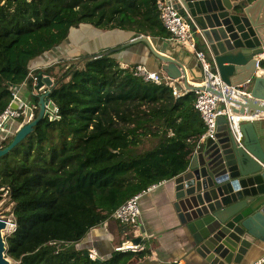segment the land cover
Instances as JSON below:
<instances>
[{"label": "trees", "instance_id": "obj_1", "mask_svg": "<svg viewBox=\"0 0 264 264\" xmlns=\"http://www.w3.org/2000/svg\"><path fill=\"white\" fill-rule=\"evenodd\" d=\"M156 3L0 0V114L22 83L36 114L31 75L37 72L52 78L48 97L56 107L54 117L44 116L0 157V193L7 191L15 223L5 237L11 264H129L146 255L144 249L113 250L97 260L75 243L129 197L187 168L204 132L194 91L175 96L166 81L155 84L136 74L137 64L122 66L116 52L84 54L78 64L63 60L32 71L30 63L79 24L167 37ZM23 123L11 118L7 125ZM9 136L1 138L0 147ZM147 138L156 139L154 146L137 152Z\"/></svg>", "mask_w": 264, "mask_h": 264}, {"label": "water", "instance_id": "obj_2", "mask_svg": "<svg viewBox=\"0 0 264 264\" xmlns=\"http://www.w3.org/2000/svg\"><path fill=\"white\" fill-rule=\"evenodd\" d=\"M170 2L198 32L219 79L229 86L243 85L249 93L238 99L229 94L224 98L234 104L233 113L254 118L241 122L235 133L227 119L219 116L214 138L198 142L187 168L172 178V207L190 234L195 253L206 264H241L249 251L264 244V74L256 68L255 58L264 55V0ZM135 43L146 45L176 91L184 87L222 96L209 84L201 85L204 73L194 54L164 37L137 35L87 57L119 52ZM83 59L77 58L76 64ZM52 84L48 75L35 74L36 92L32 94L38 95L37 112L15 130L6 146L0 147V157L21 142L44 116H55V105L48 97ZM10 107L18 109L17 101ZM7 225L8 220L0 217V264H11L5 256L2 234ZM140 241V237L132 239L135 244Z\"/></svg>", "mask_w": 264, "mask_h": 264}, {"label": "crops", "instance_id": "obj_3", "mask_svg": "<svg viewBox=\"0 0 264 264\" xmlns=\"http://www.w3.org/2000/svg\"><path fill=\"white\" fill-rule=\"evenodd\" d=\"M135 36L131 31L100 30L87 24H79L71 28L68 38L59 46L33 59L30 63V71L45 68L63 60L76 61L80 55L94 54L118 46ZM193 40L205 56H208L202 39L193 33ZM114 57L122 66L138 64L144 65L151 71L160 72L159 66L153 61L144 43L125 46L120 52H116ZM167 83L173 87V81H167ZM188 84L192 83L188 82ZM185 90L186 88L182 87L179 92L183 95ZM15 92L23 103L31 107V92L25 83L17 86ZM261 116L264 117L263 114ZM18 127L12 125L4 129L3 126L0 131V140L4 135L14 133ZM173 192L172 178L162 181L156 188L139 198L140 213L135 224L122 225L115 219L109 218L91 227L75 243V248L85 249L88 253L92 252L95 258L103 259L112 253L115 246L124 242H132L133 238L140 237V245L147 253L143 257L134 258L129 264H173L175 260H181L186 264H206L195 253L194 242L190 234L177 219L172 207ZM150 240L153 242L150 243ZM263 253L264 244H259L249 251L241 264H252Z\"/></svg>", "mask_w": 264, "mask_h": 264}, {"label": "built area", "instance_id": "obj_4", "mask_svg": "<svg viewBox=\"0 0 264 264\" xmlns=\"http://www.w3.org/2000/svg\"><path fill=\"white\" fill-rule=\"evenodd\" d=\"M157 9L159 11V18L163 27L168 32L166 39L174 44L182 46V48L192 52L199 62L201 69L204 73V78L201 85L207 86L208 84L215 90L221 92L222 96L217 95L208 90H193L196 97L193 102L194 108L199 113V116L204 125V132L199 138V142L206 138H214L217 128V118L224 116L227 119L228 127L237 133L239 131V124L243 121L252 120L254 117L246 114L233 113L231 106H234L232 102L225 100V95L229 94L232 98H239V95H248L243 85L229 86L222 82L215 69L212 66L210 58L205 56L201 49L197 48V44L193 40L194 28L191 23L183 18L181 13L175 9L170 0H157ZM256 58V68L260 69L264 74V55H258ZM136 74L140 75L145 80H150L155 84H161L163 81H168L163 73L158 71H151L144 65H136ZM33 78V85L35 84V75H31ZM173 95L180 96L181 92L176 91L173 87ZM188 90H185V93ZM33 92L34 91L33 89ZM183 93V94H185ZM12 101H17L18 109H13L9 106L0 114V130L3 128L6 122L11 118H21L25 122H28L34 117L33 108L35 106H27L23 103L15 92L13 91ZM11 101V102H12ZM56 112V107L55 111ZM162 181L155 182L140 190L136 194L125 200L118 208H116L111 214V218L115 219L122 225H131L137 222L139 217V198L156 188ZM7 193V191L5 190ZM8 224L11 227V231L15 229V223L13 220H8ZM117 251H138L142 250L140 243L124 242L114 247ZM88 256L92 259L95 255L92 252L88 253ZM264 262V253L255 260L254 264H262ZM173 264H186L181 260H175Z\"/></svg>", "mask_w": 264, "mask_h": 264}, {"label": "rangeland", "instance_id": "obj_5", "mask_svg": "<svg viewBox=\"0 0 264 264\" xmlns=\"http://www.w3.org/2000/svg\"><path fill=\"white\" fill-rule=\"evenodd\" d=\"M30 105L32 106L31 103H30ZM11 125H7L6 124V126H4V127L9 128V127H11ZM12 136H13V133L9 137H11V139H12ZM155 142H156V139L155 138H147L146 140H144L140 144H138L136 146L135 150L137 152L146 151L148 149H151L154 146ZM0 198H1V200H0V217H3L5 220H13V217H12V214H11L12 203L10 202L9 197L6 194L5 191H2V193H0ZM10 231H11V227L9 226L8 227V230H4L2 232L4 239H5V237L8 234H10Z\"/></svg>", "mask_w": 264, "mask_h": 264}, {"label": "bare ground", "instance_id": "obj_6", "mask_svg": "<svg viewBox=\"0 0 264 264\" xmlns=\"http://www.w3.org/2000/svg\"><path fill=\"white\" fill-rule=\"evenodd\" d=\"M194 34H196L197 36H198V38H200V36H199V34H198V32L196 31V30H194ZM201 39V38H200ZM205 45V44H204ZM206 46V45H205ZM204 46V47H205ZM205 49V52L207 53V55H208V57H209V53H208V50H207V48H204ZM8 227H9V224L7 225V227H6V229H4V230H8ZM3 230V231H4Z\"/></svg>", "mask_w": 264, "mask_h": 264}, {"label": "clouds", "instance_id": "obj_7", "mask_svg": "<svg viewBox=\"0 0 264 264\" xmlns=\"http://www.w3.org/2000/svg\"><path fill=\"white\" fill-rule=\"evenodd\" d=\"M0 189H3V188H0ZM14 221V220H13ZM10 232H12V231H10Z\"/></svg>", "mask_w": 264, "mask_h": 264}]
</instances>
